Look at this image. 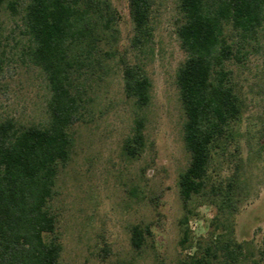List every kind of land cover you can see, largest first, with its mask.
<instances>
[{
	"label": "trees",
	"instance_id": "trees-1",
	"mask_svg": "<svg viewBox=\"0 0 264 264\" xmlns=\"http://www.w3.org/2000/svg\"><path fill=\"white\" fill-rule=\"evenodd\" d=\"M154 0H128L133 26L130 46L134 59L119 55L125 97L135 112L121 151L128 159L145 150L146 116L151 80L146 70V47L153 38L150 15ZM175 33L184 59L177 66L175 85L184 114L182 139L189 155L179 172L182 236L189 239L187 222L194 214L193 199L213 207L208 243L178 264H212L223 257L238 263L245 257L235 238V215L242 195L239 168L226 177L210 170L215 156L234 140L244 101L232 63H240L246 48L264 28V0H177ZM16 21V47L42 74L48 98L47 118L24 124L12 116L0 118V264H61L62 243L49 201L61 167L73 146L71 127L89 102L94 77L103 79L117 56L119 15L111 0H0ZM0 21V79L10 34ZM13 48V47H10ZM145 56V57H144ZM148 226L133 224L130 242L143 246ZM264 244V234H263ZM256 262V261H255Z\"/></svg>",
	"mask_w": 264,
	"mask_h": 264
},
{
	"label": "rangeland",
	"instance_id": "rangeland-1",
	"mask_svg": "<svg viewBox=\"0 0 264 264\" xmlns=\"http://www.w3.org/2000/svg\"><path fill=\"white\" fill-rule=\"evenodd\" d=\"M111 2L119 15L117 56L109 61L111 68L103 79L94 77L86 110L71 127L70 158L59 170L49 201L62 243L60 263L178 264L198 251V243L202 247L208 243L213 207L193 199L189 239L181 246L183 208L177 179L189 155L175 85L177 66L184 59L175 33L177 0H154L152 6L153 38L145 50L151 102L141 111L146 116V147L132 160L122 153L121 144L131 131L135 109L123 93L116 62L121 54L130 59L136 55L130 46L133 26L128 0ZM14 19L6 9L0 10L4 33L10 34L0 79V118L41 123L47 118L48 90L40 71L23 62ZM231 67L244 101L243 115L232 144L215 156L210 170L219 178L239 168L243 190L235 238L243 243L245 257L234 264H264V28L247 46L242 62ZM136 223L150 230L139 249L130 242V227ZM212 264L232 263L218 257Z\"/></svg>",
	"mask_w": 264,
	"mask_h": 264
}]
</instances>
